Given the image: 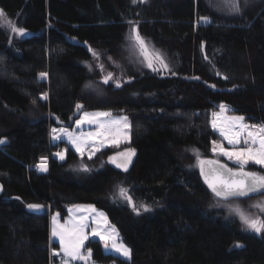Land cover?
<instances>
[{"label":"trees","instance_id":"16d2710c","mask_svg":"<svg viewBox=\"0 0 264 264\" xmlns=\"http://www.w3.org/2000/svg\"><path fill=\"white\" fill-rule=\"evenodd\" d=\"M0 11L27 31L11 37L0 24V264L57 262L50 215L28 212L31 203L63 217L67 205L79 203L106 211L132 259L91 240L87 248L100 263L264 264V233H245L213 210L216 197L194 165L196 151L212 157L218 135L210 120L220 104L264 124V0L233 17L208 0H0ZM205 17L211 23L200 24ZM131 21L167 56L172 73L132 74L120 88L106 85L103 99L87 93L98 78L88 67L91 49L122 59ZM77 105L130 116L136 153L129 170L106 161L112 149L87 161L97 168L82 179L70 169L80 159L71 148L64 162L54 157L66 143L51 144L50 129L56 119L71 126ZM42 158L47 173L36 169ZM250 169L264 174L260 166ZM116 186L152 210L137 214Z\"/></svg>","mask_w":264,"mask_h":264},{"label":"rangeland","instance_id":"374dc122","mask_svg":"<svg viewBox=\"0 0 264 264\" xmlns=\"http://www.w3.org/2000/svg\"><path fill=\"white\" fill-rule=\"evenodd\" d=\"M151 0H145V2L141 3L138 2L134 5L138 4H147ZM250 1L252 0H240V11L239 13L233 11L232 9V4L231 0H208V3L211 8H213L216 12L228 16V17H233V16H239L243 14V12L247 9V7L250 5ZM4 14V13H3ZM208 22H205V20L202 18L200 21V24H209L211 23V19L207 18ZM0 24L9 32L11 37H16V38H24L25 35L27 34V31L24 29L23 35L19 34L18 32L12 31V27L9 26H14L16 28H19L16 24L15 21L11 20L9 17H7L5 14L3 18H0ZM136 29V31L139 33V35L146 41L149 49V59L152 60L154 68L156 70H153V68H150L147 66L148 61L145 60L144 56L140 54V51L138 48L134 45L132 37L134 36L133 29ZM93 58L91 62L88 63V67L90 68L91 72L98 78L95 80L90 81L86 87L85 91L89 94H92L93 96H97L99 99L106 98L105 93H104V87L106 85H112L114 88H120L122 87L125 83L130 82L132 80L131 75L132 74H143L145 72H152V73H158L162 75H167L171 74L173 67L171 65L170 60L167 58V56L159 49L157 48L152 42H150L147 38L142 36V34L139 31L138 24L136 21H131L129 24L128 31L126 33L125 37V42H124V48H123V56L122 59H116L113 56H110L104 52H101L97 49H91ZM160 53L162 55V58L164 62L167 64V68H164L160 65L159 61H157L154 58V53ZM95 53V55H94ZM111 73L112 79L108 80L107 83L104 82L105 78L108 76V74ZM117 84L120 86L117 87ZM44 99H47V96H43ZM224 105L225 109L222 111L220 106ZM100 112H108L111 113L110 117H99V118H94L92 116L89 117V119L95 120H103V121H119L118 123H113L111 125V130L110 134L107 136L106 139L104 138H97L95 140H89L87 144L83 146V154L81 152H78L76 148L73 146V144L70 142L68 135L64 133L57 132L56 135H58L60 138L53 140V133L52 129H66L68 133H71L74 137H81L87 136L88 133H94L99 130V125L95 122L93 123H82L79 126H77L76 121L78 119H83L85 113L89 114H94V113H100ZM78 115L77 118L73 120L71 123V126H65L61 124L58 119L57 125H54L50 129V142L53 145H59L61 143H66V146L64 148L57 150L54 152V157H56L58 160L61 162H64L67 159L69 149L71 148L74 152H76L80 159L78 162L75 164H72L70 166V169L73 171L74 175L78 179H82L86 175L90 174L94 169L97 167L94 165L90 166L88 165L89 160H93L101 154L102 151L107 150V149H112L113 153L112 155L108 156V159L106 160L108 163H111V159L115 154L117 153H131V150H134L131 148L130 143L132 142V122L131 118L128 114L126 113H115L111 109L107 108H96V109H90V110H80V108L76 110V116ZM234 116H243L239 115L236 113H233V108L225 103H222L219 105L218 109L214 111L211 114V127L214 130V132L218 135V139L214 141L217 145H221L225 149H232V145L228 143V141L220 135V126L222 124H226L231 117ZM122 117H127V125L128 127H124V121L121 119ZM244 117V116H243ZM215 122L216 127H213V123ZM244 123L253 125V123H250L246 120L244 117ZM255 125H264V124H255ZM103 139V143L100 142V140ZM243 139V137L241 138ZM5 143V140H3ZM4 143L0 144L2 146ZM245 145L241 143L238 145V147H244ZM99 149L98 151L96 149ZM212 157L218 160L225 161L232 166L238 168V165L236 162L233 160H228L226 157L223 155H220L219 148L216 149V152H213V145H212ZM57 153H62L64 155V159L61 160ZM134 150V154H135ZM197 153L199 154V158L202 160L204 157L200 154L199 151H196L194 153L195 155V166L198 167V160H197ZM91 156V158H89ZM251 165H256L252 162H249L245 167L246 169H250ZM42 166L46 167V170H42ZM259 166V165H257ZM261 167V166H260ZM87 168L88 171H84L83 169ZM94 168V169H93ZM264 169V167H261ZM36 169L41 172V173H47L49 171V163L48 162H39L36 165ZM129 170V169H127ZM124 171V170H123ZM123 188V187H121ZM124 189V188H123ZM114 192H116L118 195V198L121 197L120 195V186H116L114 188ZM126 190V189H125ZM126 194L128 195V191L126 190ZM123 197V196H122ZM111 200L113 202L119 203L118 199L116 197L111 196ZM118 200V201H117ZM133 201V200H132ZM135 204L136 208L138 209L139 214L147 213L152 210V208L146 204L139 203L136 201H133ZM257 204H264V194L258 197L254 198H249L245 200H232V201H221L218 198H215L213 201L211 207L213 210L221 213L224 215L225 219H230V220H237L239 225L241 226L242 230L245 233L248 234H254V235H262L264 231L261 233H255L254 231H251L246 228V226L241 222V219L239 215L235 213V209H239L243 211L246 215L253 217V218H258L261 220H264V211H262L260 208L255 207ZM92 206L95 211H90L87 209V207L81 208L80 206ZM131 208L133 209L132 205L129 204ZM141 205L146 206L149 211H144V208L141 207ZM67 214L65 217L62 216V213L60 211H52L51 206L47 205V211L49 212L50 215V236H51V242L52 243H57L60 246L59 238L54 237L52 235L53 229L57 228L59 230L58 226L59 225H64L66 227H71L73 223L80 221V218L82 217H87L83 223L87 224V227L85 228V233L88 235V239L84 243V248L82 249V252L87 255V251L89 250L87 248V244L91 240H99L102 243L103 249L106 253L112 254L115 256H118L124 260L130 261L132 259V251L131 248L125 244V242L122 240L120 232L118 228L111 223L109 216L106 211L98 208L94 204L90 203H79V204H72V205H67L65 207ZM137 213V211H135ZM98 213H103L104 216L100 217ZM137 213V214H138ZM53 217H56V223L53 222ZM104 218H106V223L104 222ZM97 229L98 231H102L107 235H111V239L107 240L108 244V249L106 250L105 248V240H101L99 236H93L92 235V230ZM115 229V232L112 230ZM113 243H122L124 246H126L129 251H130V256L125 257L120 255L119 253L115 252L112 249V244ZM237 245H240L237 243L235 246L238 247ZM241 247V245L239 246ZM91 250V258L88 261V264H104L97 262L93 258V250ZM53 251L59 252V256H54L52 254V257L57 260L56 263L53 264H61L62 259H67L64 257L63 252L59 249H53ZM70 264H84V261L81 260H70ZM110 264H116V263H110Z\"/></svg>","mask_w":264,"mask_h":264},{"label":"snow or ice","instance_id":"6c2138e0","mask_svg":"<svg viewBox=\"0 0 264 264\" xmlns=\"http://www.w3.org/2000/svg\"><path fill=\"white\" fill-rule=\"evenodd\" d=\"M138 0H132L133 4H136ZM139 2L143 3L145 0H139ZM233 11L239 13L240 11V0H231ZM4 14L0 11V18H3ZM205 22H208L207 18H203ZM12 27V31L18 32L23 35L24 30L21 28ZM134 36L132 37L134 45L140 51V54L144 56L145 60L148 61L147 66L154 68L153 62L149 59V49L146 41L139 35L136 29H133ZM95 55V53H94ZM154 58L159 61L160 65L164 68H167V64L164 62L162 55L158 52L154 53ZM41 77L46 76V73H40ZM112 79L111 73L105 78L104 82L107 83L108 80ZM120 85L117 84V87ZM46 95V94H45ZM43 98V97H42ZM35 103V101H33ZM78 109L81 108V105L76 106ZM221 110L225 109L224 105L220 106ZM92 116L94 118L99 117H110L111 113L108 112H100L89 114L85 113L83 119H78L76 121L77 126L82 123H97L99 125V130L94 133H88L87 136L74 137L71 133H68L66 129H52L53 140L59 139L60 137L56 135L57 132L64 133L68 135L70 142L76 148L78 152L83 154V146L88 143L89 140H95L97 138L106 139L110 134L111 125L113 123H118L119 121H103L99 119H89ZM124 121V127H128L127 125V117L121 118ZM213 127H216L215 122L213 123ZM220 135L223 136L230 145H232V149H225L221 145H217L213 142V152H216V149L219 148L220 155H223L228 160H233L237 163L238 168L233 169L227 167L225 164H221L218 160H201L199 158V154L197 153V160L200 166L201 175L205 177V183L208 185V188L211 189L212 193L219 199L222 200H230L239 197H246L250 194L254 193H262L264 194V174H260L255 171L246 170V165L249 162H252L256 165L264 167V125H249L244 123L243 116H234L229 119L226 124H222L220 126ZM243 137V139H241ZM103 143V139L100 140ZM4 143L3 140H0V144ZM243 143L244 147H238ZM99 150L98 148L96 149ZM130 154H134V150H131ZM61 160L64 159V155L62 153H57ZM123 155V154H122ZM91 158V156L89 157ZM113 163H115V157L110 158ZM130 159V155H129ZM215 165L214 171L210 174L211 178L208 175H205L204 165ZM118 168H123L124 171H127V163L125 164H117ZM42 170H46V167L42 166ZM84 171H88L87 168L83 169ZM120 195L125 197L129 204L132 205L133 210L137 211L135 204L132 201L130 196H127L126 190L120 188ZM41 206L36 204H29V209H39ZM81 208L87 207L90 211H95L92 206H80ZM144 208V211H149V209L141 205ZM255 207L260 208L264 211V204H257ZM237 215H239L241 222L246 226L247 229L254 231L255 233H261L264 231V220L253 218L246 215L243 211L239 209L234 210ZM139 214V213H138ZM100 217H103V213H98ZM87 217L80 218V221L72 224L71 227H66L64 225H59L57 228L53 229L52 235L54 237L59 238L60 242V250L63 252V255L67 259H62L61 264H70V260H81L84 261V264H88V261L91 258V250L87 251V255L82 252L84 248V243L88 239V235L85 233V228L87 227L86 223H83ZM53 222L56 223V217H53ZM104 222L106 223V218H104ZM115 232V229L112 230ZM93 236H99L101 240H105V248L108 249L107 240L111 239V235H107L98 231L97 229L92 230ZM238 247L240 245H237ZM112 249L119 253L122 256L128 257L130 256L129 249L124 246L122 243H113ZM54 256H59L60 253L53 251Z\"/></svg>","mask_w":264,"mask_h":264},{"label":"water","instance_id":"95a60500","mask_svg":"<svg viewBox=\"0 0 264 264\" xmlns=\"http://www.w3.org/2000/svg\"><path fill=\"white\" fill-rule=\"evenodd\" d=\"M129 155H130V159H129ZM113 157H115V163H113L112 160H111V164L115 168L120 169V170H123V168H118L116 165L117 164H125V163H127V169H129L132 166L133 162H134L135 154L117 153ZM202 160L208 161V160H218V159H215L214 157H204ZM48 161H49L48 158H42L41 159V162H48ZM218 161L221 164L227 165V167H229V168L237 169L236 167L232 166L231 164H229V163H227L225 161H222V160H218ZM214 169H215V165L205 164L204 165L205 175H208L209 178H211V175L210 174L214 171ZM198 170H199V173H200V176H201L203 182L205 183V177L201 175L200 166H198ZM246 170H248V171H254V170H251V169H246ZM205 185L208 187V185L206 183H205ZM4 190H5V186H4L3 182L0 181V196L3 195ZM209 190L211 191V189H209ZM211 193H212V191H211ZM261 195H263V194L262 193H254V194H250L249 196H246V197H239V198H234V199H230V200H222V199H219V198L218 199L221 200V201L245 200V199H249V198L258 197V196H261ZM31 204L40 205L41 207L39 209L34 210V209H29L28 206H27L28 212L33 213V214H36V215H42V214H45V213H49L47 211V205L46 204H42V203H31Z\"/></svg>","mask_w":264,"mask_h":264}]
</instances>
